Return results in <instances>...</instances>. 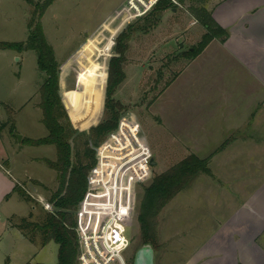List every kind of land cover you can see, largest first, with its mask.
Wrapping results in <instances>:
<instances>
[{
	"label": "rangeland",
	"instance_id": "374dc122",
	"mask_svg": "<svg viewBox=\"0 0 264 264\" xmlns=\"http://www.w3.org/2000/svg\"><path fill=\"white\" fill-rule=\"evenodd\" d=\"M126 1L55 0L41 19L47 41L60 63L62 99L66 93L70 111L78 123L86 124L79 131H88L104 119L107 64L112 57L119 56L114 49L118 35L131 24H135L134 28L143 25V18L152 11L142 17L126 18L129 14ZM215 1L209 0L211 3ZM173 3L177 9L164 12L158 26L147 33L135 31L131 36L124 65L126 78L114 96L125 107L121 120L132 125L130 127L136 131L140 145L150 148L152 159L157 164L149 168V180L139 182L134 189L120 194V199L128 197L126 234L131 244L122 254L124 261L111 264H133L135 253L145 245V241H149L145 239L147 237L138 219L144 188L151 184L156 175L196 154L208 158L210 172L202 173L203 176L187 190L178 193L161 210L151 232L154 234L153 243L147 242L155 250V264H194L196 230L216 218V213L211 212L210 198L203 195L211 186L229 188L232 183L228 174L242 167L215 162L213 165L214 158L235 152L225 150L227 142L221 143L222 149L216 151L197 149L199 143L209 141L207 133L199 136L194 131L198 125L208 124L210 106L209 103L203 106V103L195 102V79L207 76L200 74V71L193 72L194 59L187 58V51L198 46L205 30L191 13V0L184 3L175 0ZM208 3L206 7L209 10L211 5ZM32 9L26 0H0V41L26 42L30 34L27 24ZM18 75L21 76L20 81L17 80ZM185 75L190 80L188 84ZM44 81L45 74L38 68L34 51L18 53L9 50L8 53H0V105L10 118V123L15 124L14 147L25 146L17 157V163L20 172L27 171L32 178L43 183L34 180L22 182L24 190L38 201L35 200L33 204L14 198L9 207L32 223L43 222L47 213L53 210V195L59 188L56 171L45 162L46 159L56 160V148L22 143L25 138L42 139L49 133L42 123L43 113L39 107ZM16 135L24 137L21 142ZM112 147L113 150L125 151V147L119 144ZM12 150L7 149L10 156ZM98 153L99 150L97 156ZM257 166H250L251 177L258 175L260 167ZM235 180L236 188L241 189L240 178ZM129 196L132 202L130 212ZM105 201L102 197L89 198L91 203ZM46 204L51 208L47 209ZM33 207L36 209L31 219L28 215ZM82 209L83 202L80 205ZM83 210L84 213L81 211L78 215L79 239L81 232L91 233L95 230L105 215L104 211H96L92 206H85ZM8 213L6 210L0 211V264H57L58 244L51 241L44 247V238L38 230L31 233V229L22 232L13 228Z\"/></svg>",
	"mask_w": 264,
	"mask_h": 264
},
{
	"label": "crops",
	"instance_id": "0c3cea01",
	"mask_svg": "<svg viewBox=\"0 0 264 264\" xmlns=\"http://www.w3.org/2000/svg\"><path fill=\"white\" fill-rule=\"evenodd\" d=\"M211 2L209 11L228 37L225 42L214 39L194 59L193 72L207 76L195 79V102L210 106L208 124L198 125L194 131L199 136L207 133L209 141L199 143L197 149L216 151L227 142L225 150L235 152L214 158L213 165L242 167L229 171V188L211 186L206 195L203 193L210 198L216 218L196 230L193 262L264 264V0ZM3 52L9 50H0ZM17 78L21 80L20 75ZM186 81L190 82L188 78ZM12 125L15 128L0 105V211H8L10 225L20 230L18 225L27 217H20L9 207L14 198L25 200L16 187L31 180L43 183L27 171L20 172L17 157L25 146L14 147ZM8 148L13 149L11 156ZM251 165L260 167L256 177L250 176ZM237 178L241 189L236 188Z\"/></svg>",
	"mask_w": 264,
	"mask_h": 264
},
{
	"label": "trees",
	"instance_id": "16d2710c",
	"mask_svg": "<svg viewBox=\"0 0 264 264\" xmlns=\"http://www.w3.org/2000/svg\"><path fill=\"white\" fill-rule=\"evenodd\" d=\"M54 1L39 0L35 2L34 0H26L33 8L31 19L27 24L30 31L28 40L26 42L0 41V50H13L18 53L34 51L37 54L38 68L45 74V81L40 91L41 102L39 107L43 113L42 123L49 133L47 137L42 139L25 138L22 143L32 146H54L57 153L55 161L45 160L48 166L56 171L59 180V188L52 199L53 210L47 213L41 223H32L26 218L21 221L18 227L22 231L31 229V233L37 230L41 232L44 238L43 245L50 241L58 244L57 264H80L81 245L78 235V213L87 194L90 173L97 164L98 147L108 140L111 133L117 130L122 113L125 111V107L114 96L126 78L124 65L127 60L128 42L135 31L149 32L159 25L164 12L169 9H177V7L172 0H160L152 11L143 18V25L134 28L135 24H131L118 35L114 49L119 56L112 57L107 64L108 83L104 119L88 131H79L75 127L82 129L86 124L78 123L76 116L70 111L66 93L63 94L62 100L59 82L60 63L57 61L53 47L47 41L41 23L42 17ZM178 1L184 3L186 0ZM191 2L193 3L190 9L192 15L205 29V34L198 46L187 51V58L193 60L214 39L225 42L228 32L215 22L212 13L207 9L206 5L209 0H191ZM104 95L105 87L103 102ZM12 130L14 131L15 128L12 127ZM209 172L208 158L192 154L166 172L156 175L151 184L144 188L138 219L141 230L147 237L145 239L149 240L147 242L153 243L154 234L152 235L151 232L154 221L161 210L178 193L187 190L200 174ZM16 191L26 201L36 203L23 187L17 185ZM29 217L31 219L34 217L33 211ZM147 242L145 241V243Z\"/></svg>",
	"mask_w": 264,
	"mask_h": 264
},
{
	"label": "built area",
	"instance_id": "2783aa9c",
	"mask_svg": "<svg viewBox=\"0 0 264 264\" xmlns=\"http://www.w3.org/2000/svg\"><path fill=\"white\" fill-rule=\"evenodd\" d=\"M159 1L127 0L125 6H127L130 15L125 17L132 19L145 16ZM172 1L175 2V0ZM130 126L132 125L121 120L117 130L111 133L108 140L98 149L97 164L88 179V190L84 198L86 200H83V209L85 206H92L96 211H104L105 215L102 222L91 233L86 231L80 233V264L123 262L122 254L131 244L130 238L126 234L128 197L120 199V194L123 191L134 189L137 183L146 182L151 178L149 168L152 167V156L149 147L140 145L136 131ZM116 144L122 148L125 147V153L122 150H113L112 145L116 147ZM100 197L106 201L89 202V198ZM124 203L125 206H123ZM45 207L51 208L49 204H46ZM83 209L79 210V213L81 211L84 213Z\"/></svg>",
	"mask_w": 264,
	"mask_h": 264
},
{
	"label": "water",
	"instance_id": "95a60500",
	"mask_svg": "<svg viewBox=\"0 0 264 264\" xmlns=\"http://www.w3.org/2000/svg\"><path fill=\"white\" fill-rule=\"evenodd\" d=\"M64 106L66 107L65 102L63 101ZM67 109V107H66ZM18 141L21 142L22 136L16 135ZM156 161L151 160V166H156ZM133 264H155V250L150 243H145L136 253L133 259Z\"/></svg>",
	"mask_w": 264,
	"mask_h": 264
},
{
	"label": "flooded vegetation",
	"instance_id": "af4514ba",
	"mask_svg": "<svg viewBox=\"0 0 264 264\" xmlns=\"http://www.w3.org/2000/svg\"><path fill=\"white\" fill-rule=\"evenodd\" d=\"M134 258V257H133ZM132 263H133V260H132Z\"/></svg>",
	"mask_w": 264,
	"mask_h": 264
}]
</instances>
